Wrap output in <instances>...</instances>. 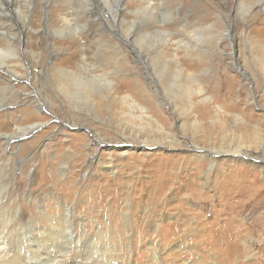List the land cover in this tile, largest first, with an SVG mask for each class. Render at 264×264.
<instances>
[{
    "label": "rangeland",
    "instance_id": "rangeland-1",
    "mask_svg": "<svg viewBox=\"0 0 264 264\" xmlns=\"http://www.w3.org/2000/svg\"><path fill=\"white\" fill-rule=\"evenodd\" d=\"M2 8L20 36L23 64L9 60L24 75L14 82L28 92H9L0 134L40 122L0 140L9 264H264V34L252 31L264 28V0H9ZM81 50L82 74L104 99H72L63 91L76 90L72 75L51 76L52 62L76 70ZM173 57L194 77L177 79ZM178 80L205 93L188 104ZM127 94L160 127L137 126L119 101ZM95 131L136 143L98 145Z\"/></svg>",
    "mask_w": 264,
    "mask_h": 264
},
{
    "label": "bare ground",
    "instance_id": "bare-ground-1",
    "mask_svg": "<svg viewBox=\"0 0 264 264\" xmlns=\"http://www.w3.org/2000/svg\"><path fill=\"white\" fill-rule=\"evenodd\" d=\"M8 4H9V0H0V11L1 12H4L5 10L3 11V8L2 7L3 6H7ZM14 10L22 12V8L21 7H19V8L14 7ZM1 17H0V110H1L0 113H2V112H4V111L7 110L5 108V106L6 105L8 106V104H9V101L7 99V95H9V92H12V93H14L16 95H20V92L21 91L24 92V93L28 92V91H23V90H20L19 88H17V84L14 81L15 80H18V82H19L21 80V78L23 77L24 74L21 72V70H18L17 67L13 65L14 62H10V60H9V56L11 55V56H13V57H15L17 59V62H18V64H20V66L23 64L21 62L22 55L20 53V47L18 46V40L17 41L14 40L15 38L16 39H19V37H20L19 36V33H16L11 28H9L8 25H7V21L8 20L5 17L4 18H1ZM24 17L26 19L29 16H28V14H25ZM23 29H24V22H20L18 24V30H23ZM252 31L253 32L258 31V32L264 34V28L263 27L262 28L254 27L252 29ZM167 41H168V39H166L165 42H167ZM11 42L16 44L15 47H13V45L11 44ZM81 45H82V48H83L85 44L82 43ZM252 48L253 47H251V49ZM30 52L33 53L34 51L32 50ZM71 55H74V54H71ZM76 55H74V56H76ZM72 57L73 56H71V58ZM170 59L171 60H174V62H175L174 63L175 64L174 65L175 66V71H176L175 76L178 77L177 79L181 78V75H183V74H186V77L188 79H191V78L194 77V74L193 73L185 72L184 69L179 66V61L177 60L176 57L169 58V60ZM51 64L52 65H51V67L49 69V71L51 70L50 71L51 72V76H56V73L57 72L66 74L68 76H69V74L72 75L70 77L71 80L68 82V85H73L76 88V90H74V91L73 90H68V89H70V88H68L69 86L67 87L68 89L66 88V90H65V87H63V91L64 92L66 91V94H67L68 97H70V98L74 97L75 100L76 99L77 100L78 99L85 100V97L89 98L90 96L92 97V96H95V95L100 96L103 99L105 98L104 95H106V94H102L103 93V90H97L96 89V88H99V86L98 87H94L92 84H90L94 80H92V81L90 80L91 82H87V80L85 79V78H87V76L85 77L82 74V69H85L86 66L89 65L88 62H87V56H86L84 50H81V60L79 62H77V64H76V68L77 69L76 70H73V69H70V68H66V67L57 68L54 65L53 62ZM237 65H238L239 71L245 77V74H246L245 68L243 67V65H240V64H237ZM261 70L262 71L264 70V64L262 65ZM8 73H9V76H7ZM36 76L37 77L39 76L38 73H36ZM92 76L97 79L96 75H92ZM51 81H52V79H51ZM29 83H31V82H29ZM107 84H109V83H107ZM114 84H115V82L112 81V82H110V87H108V86L105 87V89H107V91H106L107 94L109 93V96L111 98H113V96H114L113 95ZM65 86H67V85H65ZM174 86H175V88L178 91L181 90V91L184 92V96L187 98L188 104H190L191 97L194 94H204L205 93V87L202 86V85L200 86V84L197 85L198 87L196 88L193 85H190L188 83H183V82H180V80H178V81H176L174 83ZM44 94H45V99H47L48 101L52 102V99L47 94V92L44 93ZM119 98H120L119 101H121L122 105H126L128 107V109H130V111L127 112V114L130 117H135V118H137L139 120V123H138L137 126H140L141 127L143 125L142 123L144 122V120L145 119H148L149 121L153 122L156 126L160 127V122H159L158 118L155 117L153 114L148 113V107L147 106L138 104L136 101H134L131 98V96L129 94H127L125 96H121ZM203 100L204 101L211 102L212 98H211L210 95H206V96L203 97ZM41 105L43 106L44 103L42 102ZM136 108H138V109L140 108V110H141V113L140 114H133L132 110H135ZM188 110L189 111L191 110V106H190V109H188ZM39 124H40V122H35L34 124H30V125H27V126H24V127L21 126V125H16L15 131L12 132V133L2 132L0 134V140L10 141L13 138L16 139L17 137L23 136L26 133H30V132L32 133L33 130H34V128L36 126H38ZM67 124H69V123H67ZM76 127H78V128H83V127L88 128V127L85 126V123H80V122L79 123H76ZM161 127H162V125H161ZM100 131H95L94 134L91 132V134L96 139L95 143H97L98 145H101V144L102 145H106V144L109 145L110 142H111V140H105L104 138H102ZM122 135L125 136L123 133H122ZM123 136H122V138H123ZM122 138L120 140H117L116 143L117 144H123V145L124 144H126V145H128V144L129 145H132V144H135L136 143L135 141L132 142V140L127 139V137H126V139L125 138L122 139ZM139 142H140L141 146H144V148L147 145L146 144V140H143V141L141 140ZM116 143L115 142L114 143L111 142V145L112 144H116ZM236 151L238 152V151H240V149H237ZM211 160L214 162L216 160V158L215 157H212ZM193 190H194L193 192H197V190H195V188H193ZM204 195H205V193H204ZM204 195H201L202 198H204ZM68 210H69V208H68ZM64 222H67V221L65 220ZM52 227H53V225H52ZM50 231L54 232L53 230H50ZM6 232L7 231H5V227L3 229H0V264H9V262H10L9 249L6 246V244H7V242H6L7 233ZM42 232H43V230H42ZM19 233H21V232H19ZM46 235L48 236V234H46ZM51 237H52V235H51Z\"/></svg>",
    "mask_w": 264,
    "mask_h": 264
}]
</instances>
